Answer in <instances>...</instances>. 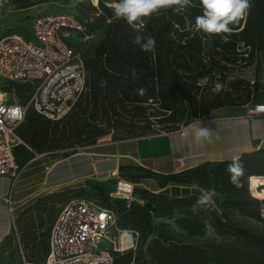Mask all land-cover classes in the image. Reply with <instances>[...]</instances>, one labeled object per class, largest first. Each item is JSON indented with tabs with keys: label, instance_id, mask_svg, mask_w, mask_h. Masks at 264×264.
Wrapping results in <instances>:
<instances>
[{
	"label": "trees",
	"instance_id": "16d2710c",
	"mask_svg": "<svg viewBox=\"0 0 264 264\" xmlns=\"http://www.w3.org/2000/svg\"><path fill=\"white\" fill-rule=\"evenodd\" d=\"M48 1L55 0H34L26 2L22 8ZM96 1L92 5L89 0H80L85 4L81 12L90 15V20L92 18L88 23L82 21L91 37L93 32L89 28L98 25L105 29L91 55L87 59L82 55L86 89L69 113L58 121L49 120L27 106L15 132L29 149L24 145L17 146L14 157L17 149L26 150L31 157L56 153L67 157L77 152L76 147L94 145L103 136L122 141L176 132L194 120L207 117L216 108L248 104L254 91L249 82L238 80L230 85L235 93H244L246 99L240 102L221 91L204 94L202 82L216 75L221 77L226 65L249 66L255 56H264V0H250L251 7L245 20L229 25L233 28L231 34H207L196 30L195 17L203 14L199 0H192L196 6L183 12L161 9L151 17L143 18L135 29L114 16L112 4L118 0ZM137 35L155 38V52H144L134 44ZM205 40L212 47L209 52L204 50ZM133 68L138 78L133 77ZM141 87L147 89L143 96L136 91ZM0 90H13L19 103L26 106L31 86L9 83ZM239 157L244 166L240 178L242 187L239 188L229 181L226 171L227 164L232 162L229 159L206 161L172 173H161L137 164L120 165V178L132 183L151 179L161 189L153 192L134 187L137 199L130 203L83 188L72 190L75 197H86L114 211L116 230L113 232L116 236L129 233L133 240L143 243L154 231L153 218L173 219L188 235L201 234L209 224L216 234L235 238L234 247L221 254L220 264H264V235L230 223L226 213L237 212L242 217L261 222L260 201L251 195L249 187L255 195L264 197V148L245 152ZM169 183L183 185L182 193L175 194L178 188L166 187ZM205 191L213 193L212 203L206 208L199 207L197 198ZM54 196L44 195L41 197L44 202L41 198L36 199L16 216L23 243L36 230L28 240L30 247L27 249L31 254L39 253V262L47 254L49 229L59 212L54 211L50 203L46 205ZM44 218L49 225L46 231H41ZM35 220H38L37 224ZM27 223L30 225L26 231L22 226ZM38 240H44L40 250ZM149 252L153 264H204L207 260L199 248L169 240ZM113 256L114 264H147L132 249L114 252Z\"/></svg>",
	"mask_w": 264,
	"mask_h": 264
},
{
	"label": "built area",
	"instance_id": "2783aa9c",
	"mask_svg": "<svg viewBox=\"0 0 264 264\" xmlns=\"http://www.w3.org/2000/svg\"><path fill=\"white\" fill-rule=\"evenodd\" d=\"M245 16L241 20H245ZM33 40L21 32L0 36V80L6 83H27L31 86L26 106L0 96V176H9L10 189L6 196L10 229L16 231L13 191L25 165L16 162L14 149L24 145L16 134L27 106L52 121L63 119L86 89L84 61L81 50L73 46V38L87 41L91 35L84 22L73 13L37 15L31 22ZM7 92V91H2ZM8 93V92H7ZM10 93V92H9ZM264 111V106L250 108V114ZM264 113V112H263ZM43 155L35 154L30 160ZM179 166L183 161L177 160ZM28 163V162H27ZM249 187V184H248ZM251 195L256 196L250 190ZM111 198L128 203L135 201L134 184L117 177ZM260 201L259 217L264 223V199ZM116 215L86 197H73L59 210L48 233V249L36 264H114V252L122 253L121 236L114 234ZM130 235V242L132 246ZM24 264H34L26 262Z\"/></svg>",
	"mask_w": 264,
	"mask_h": 264
},
{
	"label": "crops",
	"instance_id": "0c3cea01",
	"mask_svg": "<svg viewBox=\"0 0 264 264\" xmlns=\"http://www.w3.org/2000/svg\"><path fill=\"white\" fill-rule=\"evenodd\" d=\"M249 110L247 104L219 107L207 117L194 120L176 132L96 142L56 161H50V156L33 159L19 173L12 195L15 210L18 212V204H25L41 193L67 184H72V189L110 193L114 191L120 165L137 164L161 173H172L202 162L229 160L262 149L264 111L250 114ZM200 127L212 129L210 139H204L203 143H197L194 135ZM177 160L183 161V165L179 166ZM10 181L9 176H0V244L11 232L6 203ZM133 184L153 192L161 190L151 179ZM166 187H177L174 193L181 194L184 186L169 183Z\"/></svg>",
	"mask_w": 264,
	"mask_h": 264
},
{
	"label": "rangeland",
	"instance_id": "374dc122",
	"mask_svg": "<svg viewBox=\"0 0 264 264\" xmlns=\"http://www.w3.org/2000/svg\"><path fill=\"white\" fill-rule=\"evenodd\" d=\"M34 0H0V36L3 34H7L10 32H21L24 33L27 38L33 40V36L31 33V22L32 19L37 15L43 14H55V13H73L78 19L84 21L86 23L92 21L89 19L91 17L88 14H84L81 12V8L85 7L84 2H80V0H55L48 1L45 3L35 4L28 8H22L26 2H33ZM90 4H96V0H89ZM88 21V22H87ZM100 25V24H99ZM95 27V28H94ZM89 29L92 30L93 35L87 41H82L78 37L73 38V46L75 49H80L81 54L86 59L91 55L94 46L97 42L104 36L105 29L101 26H94ZM223 74L221 77L213 76V78H209L208 80H204L202 84L205 86L203 89V93H217L221 91L222 93H228L227 97H231L236 99L237 101H245L246 97L243 92L238 91L235 93L233 89H230V85L233 82L238 80H243L249 82L253 85L254 91L252 92L249 100L248 106L249 108L255 109L256 106H264V56L258 55L252 59V62L249 66H241L240 64H234L232 66H225L223 70ZM9 83L0 80V89L4 87H8ZM3 93L4 100L10 101L15 100L19 102L18 98L15 96L13 90L8 93ZM109 136H103L98 138L97 143H104L109 141ZM84 150L83 148L76 147V151ZM21 151L19 149L16 150L15 160L19 162H29L33 157L28 155L29 152ZM66 150H61L64 152ZM46 156H41L39 159H43ZM63 157L61 153H56L50 155L49 160H58ZM119 175V174H118ZM72 184H67L58 189H54L48 193H41L37 197L29 200L25 204H18V208L16 212V216L19 215L21 210H24L30 204L36 201V199H40L44 195H56L54 198L47 201V206H53L54 211H58L61 209L63 204L67 202L69 199L75 197V193L72 190ZM135 187V186H134ZM72 191V192H71ZM100 195V194H99ZM254 195V194H253ZM44 202V199L41 198ZM42 202V203H43ZM53 203V204H51ZM227 220L230 223H233L239 227L245 228L257 235H264V223L260 221H256L253 219H249L246 217L240 216L237 212L226 211ZM19 217V216H18ZM180 217L176 216L175 218ZM38 220H35V224H37ZM44 227L41 231H46L47 226L49 225L48 220L44 218ZM29 223L23 224V228L29 230ZM152 225L154 228L153 233L143 242L140 240L135 241L132 239L129 241L128 248L132 249L135 252V255H139L141 260L147 262V264H153L152 258L150 256L149 249L156 248L160 244L166 243V241H172L174 243L179 244H188L193 245L204 252L207 256V260L204 264H220V257L223 252H226L229 248H233L234 236H222L215 233L213 227L209 224L205 225L204 231L199 235H188L186 231L180 229L173 219L168 218H153ZM20 226L18 223L16 224V231H11L7 238L0 244V264H24L23 258L26 262L31 261V263L39 262V253L31 254L27 249L30 247L29 239L35 232H32V235L28 236L27 242L24 243L21 241L23 236L19 231ZM40 232V230H37ZM131 234L129 233H123ZM38 242V249H42L41 242ZM159 244V245H157ZM126 251V250H124Z\"/></svg>",
	"mask_w": 264,
	"mask_h": 264
},
{
	"label": "clouds",
	"instance_id": "9594fccd",
	"mask_svg": "<svg viewBox=\"0 0 264 264\" xmlns=\"http://www.w3.org/2000/svg\"><path fill=\"white\" fill-rule=\"evenodd\" d=\"M199 5L203 10L202 15L195 17V28L207 34H231L233 28L229 25L238 24L251 7L250 0H199ZM192 0H118L113 6L114 16L123 19L127 24L136 28V24L143 18H149L158 13L161 9L171 8L173 11L183 12L189 7H195ZM133 43L139 45L144 52H155L156 41L151 36L137 35ZM134 78H138L136 69H132ZM143 96L147 89L139 88L136 90ZM212 129L200 127L195 132L197 143H203L204 139H210ZM226 171L229 173V181L236 187H242L240 178L244 174V166L239 156H234L232 162L227 164ZM211 191L202 192L197 198L199 207H209L212 203ZM193 211L196 207L193 206ZM264 213V209H261Z\"/></svg>",
	"mask_w": 264,
	"mask_h": 264
},
{
	"label": "bare ground",
	"instance_id": "6f19581e",
	"mask_svg": "<svg viewBox=\"0 0 264 264\" xmlns=\"http://www.w3.org/2000/svg\"><path fill=\"white\" fill-rule=\"evenodd\" d=\"M113 3V2H112ZM115 3L112 4V6L114 5ZM0 96H1V92H0ZM254 194V193H253ZM254 196H256L258 199H264V197L262 196H257L254 194ZM129 241H130V236L128 234H124L121 236V239H120V244H121V247L123 249L127 248L128 247V244H129Z\"/></svg>",
	"mask_w": 264,
	"mask_h": 264
},
{
	"label": "water",
	"instance_id": "95a60500",
	"mask_svg": "<svg viewBox=\"0 0 264 264\" xmlns=\"http://www.w3.org/2000/svg\"><path fill=\"white\" fill-rule=\"evenodd\" d=\"M211 49H212V47H211L209 41L205 40L204 41V50H205V52H209Z\"/></svg>",
	"mask_w": 264,
	"mask_h": 264
}]
</instances>
